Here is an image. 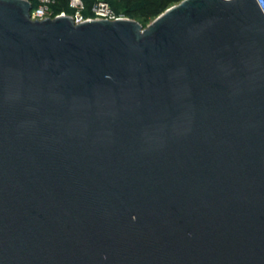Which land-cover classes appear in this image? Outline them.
Instances as JSON below:
<instances>
[{
    "label": "water",
    "instance_id": "obj_1",
    "mask_svg": "<svg viewBox=\"0 0 264 264\" xmlns=\"http://www.w3.org/2000/svg\"><path fill=\"white\" fill-rule=\"evenodd\" d=\"M32 7L0 0V264H264L258 0Z\"/></svg>",
    "mask_w": 264,
    "mask_h": 264
},
{
    "label": "built area",
    "instance_id": "obj_2",
    "mask_svg": "<svg viewBox=\"0 0 264 264\" xmlns=\"http://www.w3.org/2000/svg\"><path fill=\"white\" fill-rule=\"evenodd\" d=\"M55 0H37V5L32 7L31 19L32 20H45L48 18L54 19L62 16H71L75 23H83L92 20H118L126 19V17L118 15L112 6L103 0L96 1L91 7V15L86 16L87 10L84 0H69V8L73 11L72 15H68L65 12L55 15L52 6L55 4ZM263 12H264V0H258Z\"/></svg>",
    "mask_w": 264,
    "mask_h": 264
},
{
    "label": "trees",
    "instance_id": "obj_3",
    "mask_svg": "<svg viewBox=\"0 0 264 264\" xmlns=\"http://www.w3.org/2000/svg\"><path fill=\"white\" fill-rule=\"evenodd\" d=\"M33 6L37 5V0H29ZM55 4L52 6V9L54 11L55 15L61 14L62 12H65L68 15H72L73 11L69 8V0H55ZM98 0H84V3L86 5V12L85 15L86 16H90L91 15V7L92 5ZM106 1V0H103ZM182 0H148L147 4L143 7L144 8V14L146 17H158L159 15H161L167 8V6L169 4L172 3H177L180 2ZM107 2V1H106ZM109 3V2H108ZM110 4V3H109ZM111 5V4H110ZM113 8V6H112ZM115 10V12L118 15L127 17L129 13H131L130 11L126 12L125 15L120 14L115 8H113ZM133 11H136V9H134Z\"/></svg>",
    "mask_w": 264,
    "mask_h": 264
},
{
    "label": "rangeland",
    "instance_id": "obj_4",
    "mask_svg": "<svg viewBox=\"0 0 264 264\" xmlns=\"http://www.w3.org/2000/svg\"><path fill=\"white\" fill-rule=\"evenodd\" d=\"M106 1L109 2L111 6H113V8H115L122 15H125L126 12L130 11L131 13H129L126 18L139 22L145 28L148 27L157 18V17L152 18L145 16L143 7L147 4L148 0H106ZM180 2L169 4L166 10L172 8L173 6L179 4ZM134 9H136V11H133Z\"/></svg>",
    "mask_w": 264,
    "mask_h": 264
}]
</instances>
